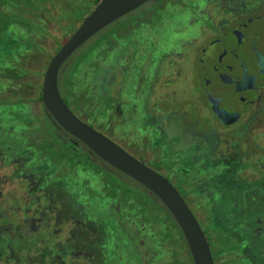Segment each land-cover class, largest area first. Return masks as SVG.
Wrapping results in <instances>:
<instances>
[{"label":"flooded vegetation","instance_id":"1","mask_svg":"<svg viewBox=\"0 0 264 264\" xmlns=\"http://www.w3.org/2000/svg\"><path fill=\"white\" fill-rule=\"evenodd\" d=\"M167 7L172 10L166 14L170 21L169 40L154 31L147 38L145 34L147 29L152 31V21L162 19L155 14ZM174 10L179 13L174 14ZM131 16L136 18L134 28L142 27L145 31L134 35L132 41L136 39L141 51L148 48L145 54L154 69L138 75L134 80L136 90H141L146 79L150 82L151 74L154 79L160 77L154 57H159V62L169 55L181 61L188 59L186 69L179 63H170L161 76L172 79L176 70L179 76H186V86L194 83L195 92L188 99L195 122L189 119V132L174 138L175 123L162 121L157 114V110L165 113L167 108L157 107L155 113L147 112L146 116L147 126L158 130L157 139L151 136L150 129L132 126L122 96L129 86L128 80L113 92L122 103L111 98V90H107L99 95L100 108L92 111L91 119L77 112L95 129L136 146L135 152L140 145L144 147L145 151L139 152L143 160H139L160 170L185 200H189V193L203 194L201 209L211 215L225 206L218 191L212 196L208 194V181L220 177V170L228 166L233 180L244 182L236 185L231 198L234 208L230 210L240 211L246 206L258 212L259 226L244 240L237 235L221 240L229 244L227 254L235 257L236 262L264 264V195L258 194L259 186L264 187V0H150L122 18ZM146 17H151L147 29ZM121 22L119 19L114 23ZM196 26L198 32L193 31ZM110 28L97 33L88 46L105 40ZM117 65L120 73L125 66L119 58ZM106 69L111 71L109 63L100 66V79L110 73ZM106 99L109 102L101 107ZM139 105L133 97L132 111ZM114 109L118 115L112 116ZM46 115L49 128H40L42 132L34 138L40 141L39 149L26 146L33 135L23 142L3 140V133H13L9 120L5 121L8 128L0 124V264H125L123 241L130 239L128 234L134 225L135 239L145 254L140 257L144 259L142 264H151L156 253L150 251L149 233L138 226L139 220L122 212L124 186H129L133 194L136 186L148 194L149 201L140 204L142 209H146V203L158 201L169 210L153 192L98 157L82 141L55 125L47 112ZM119 125L121 132L115 130ZM34 127L38 126L26 132ZM219 132L227 135L220 136ZM203 141L208 144L206 149ZM88 170L94 172L88 174ZM188 179L197 181L190 183ZM134 201L138 206L139 199ZM219 250L216 246V264Z\"/></svg>","mask_w":264,"mask_h":264},{"label":"rangeland","instance_id":"2","mask_svg":"<svg viewBox=\"0 0 264 264\" xmlns=\"http://www.w3.org/2000/svg\"><path fill=\"white\" fill-rule=\"evenodd\" d=\"M46 4L50 9H52L53 13H56L57 9L61 6L72 7V9L75 10L74 13L77 14L74 30L81 23L84 17L88 15L97 5L94 4V0H46ZM9 8V12H17L16 8L12 6H9ZM166 9L155 14L157 17L162 19H160V22L158 18H155V20L152 21V31L146 27L147 23H150L149 21L151 20V17L145 18L147 19L144 22L145 27L149 31L145 34L147 38H149V33H153L154 31L157 32L158 36L165 38L168 37L169 40V35H171L170 21L166 20V14L171 13L172 10H170L169 7ZM152 11L155 13L154 10ZM178 13L179 12L176 11L174 14ZM148 16H150V14ZM32 18L37 21L39 19L40 23L43 22L40 20V18L43 19L40 14L33 16ZM134 19L136 18L132 16L126 18V20H124V18H120L122 24L113 23L115 24L114 26H112V24L108 26V28H111L108 30L109 33H107V35L105 34V40L103 39L97 41L93 46H88V44L98 36V34H96L63 64L59 73V85L63 97L65 99H69L70 103L69 101L67 103L80 118L81 116L79 113L84 118L91 119L92 111L97 112L100 108L99 95H102V91L106 92L107 90H111L110 97L116 98L120 100V103H122L120 97L118 98L119 95L116 96L113 92L117 90L118 86L121 87L122 84L128 80L129 86L124 90V95L122 96L125 99L124 104L126 113L130 119L129 124L132 126L137 125L141 129H150L151 136H154L155 139H157V137H159L158 130L153 129L151 126H147L146 116L147 112L155 113V108L163 107L167 108V111L163 113L157 110V114L162 121L168 120L169 122L171 121L172 123H175L174 130H176V132L173 134V137L177 138V135H185L189 132L190 127H192V125L188 124L189 119L193 120V117H191L192 111L190 109V101L188 98L195 92V85L193 83L192 85L189 84L186 86L184 84L186 76H179L176 70L175 76L172 79L161 76V74L170 63L172 66L173 63H179V66L186 69L187 62L185 60L188 59L181 61L179 58H174L169 55V57L162 58L159 62V57H154V67L157 69L156 71L159 73L160 77L154 79L151 74L150 82L146 79V84L142 86L140 91H137L134 80L138 78V75L143 71H149V69H151L153 72L154 69H152L151 60L147 59L148 55L145 54L148 48L141 51L139 48L140 45L137 44L136 39L135 42L132 41L134 35L137 36L138 33L142 35L145 32L142 27L134 28ZM123 24H126V26H123ZM15 28L18 33V41L24 43V46L18 49V52L14 55H9L0 59V118H2V122H0V124L6 125L8 128L9 123L5 121L9 120L13 133V136L8 133L7 135H4L6 133H3L2 138L3 140L15 143L17 141L23 142L27 136L33 135L34 137L27 139L28 144H26V146L39 149L41 145L38 144V142L40 141L38 139H34L35 135H40L42 132L40 128H49L48 125L50 124L47 119L45 106L40 98L44 73L52 56L57 52L63 42L74 30L66 32L64 29L54 25H48L46 30L38 31H36V29L33 30L29 27H25L24 25H19ZM193 31L198 32V26H196ZM1 38L2 34L0 33V40ZM28 42L30 43V46H28V44L26 45ZM165 42L167 43V41ZM162 44L164 43L162 42ZM0 52H4L3 45H0ZM138 57L139 62L133 66L135 59ZM145 57V61L142 60ZM118 58L121 59L123 65L125 66L122 68L120 73L117 71ZM111 60L112 62L110 63ZM107 63H109L111 71L106 69L110 73L105 74L104 77H101L100 79V66H104V64ZM154 89L155 91H153ZM154 92H157V94ZM166 95L168 97H166ZM133 97L138 99L140 103V105L135 108V112L131 109L133 108ZM108 102V99L102 100L101 107ZM77 111H79V113ZM117 112L118 111L114 109L111 111L110 115H118L116 114ZM32 126L38 127L31 129L30 133L26 132V130ZM195 126H197L196 123ZM120 128H122V126H116L115 130L121 132ZM124 128L125 124H123V129ZM98 130L110 137L113 141L120 144L133 156L143 160V154L139 152L145 151L144 147L140 145L138 148L139 151L135 152V150H137L136 146L127 145V143L120 141L119 138L101 129ZM21 131L24 132L22 133V136L20 134ZM129 131L131 130H128L127 132ZM130 133L133 135V131ZM219 134L220 136L227 135L225 132H219ZM191 135L193 136V133H191ZM163 137L166 138L167 135L164 134ZM198 140L199 139H197V141ZM250 140L249 144L252 145L254 140L253 138ZM203 142L202 146L206 149L208 144L206 141ZM62 147L64 148V146H60L58 148ZM26 152L27 151H25V153ZM33 153L35 154V152ZM48 155L52 156L51 153ZM156 170L162 173L160 170ZM93 172L94 171L92 170L87 171L88 174ZM196 181L197 180L191 179L187 180V182L190 183ZM136 187L137 189H135V194H133L131 192L132 189L129 186H124L125 193L123 197L122 212L132 216L134 220H139V223H137L138 226L140 228L144 227L146 230L145 232L150 234H148V236L152 239L148 242L150 251L153 252V254L156 253L155 259L153 257L151 260V264H193L187 242L178 224L175 223L168 211H166L157 200L156 203H152V201H150L149 205L146 203V205H144L146 209H142V203H145V201L147 202V200L149 201V196L141 187ZM258 194L264 195L263 186H259ZM188 196L193 207L192 210L198 218L205 234L208 237L210 245L212 246L211 249L215 259V247L217 246L218 248L219 246L220 248V255L217 257V263L227 264V262L230 261L229 264H244L242 261L236 262L235 257L227 254L229 252V250L227 251L229 244L221 240V238H225L226 236L216 226L217 224L212 215L209 212H203L201 209L204 208L202 207L204 202L201 197L203 194L189 193ZM136 198L139 199L138 206L134 201ZM189 200L186 198L188 204L190 203ZM136 228L137 226L134 225L132 232L128 234L130 239H125L123 241L124 246L122 251V260L125 264H142L140 257L145 256L142 248L138 245L137 240L135 239L134 233ZM133 237L134 240L132 239ZM147 241L148 240H146V242Z\"/></svg>","mask_w":264,"mask_h":264},{"label":"water","instance_id":"3","mask_svg":"<svg viewBox=\"0 0 264 264\" xmlns=\"http://www.w3.org/2000/svg\"><path fill=\"white\" fill-rule=\"evenodd\" d=\"M150 0H100L52 56L44 73L41 99L48 117L82 141L98 157L153 192L169 210L187 242L193 264H216L198 218L178 189L162 174L83 121L69 107L59 87L63 64L89 39Z\"/></svg>","mask_w":264,"mask_h":264},{"label":"trees","instance_id":"4","mask_svg":"<svg viewBox=\"0 0 264 264\" xmlns=\"http://www.w3.org/2000/svg\"><path fill=\"white\" fill-rule=\"evenodd\" d=\"M99 1L94 0V4H97ZM9 6L16 8L17 12H9ZM74 11L70 6H61L57 9L56 13H53L52 9L46 4V0H0V33L2 34L0 45H3L4 51L3 53L0 52L2 54H0V59L14 55L18 52V49L24 46V43L18 41L16 26L24 25L25 27L38 31L46 30L48 25H54L64 29L66 32H71L74 30L76 24L77 14ZM38 14L43 17V19L40 18L43 21L42 23L39 22V19L37 21L32 18ZM27 44L30 46L29 42ZM231 172L228 166H225L219 172L220 177L208 181V194L210 193L212 196L218 191L222 204L225 206H221L218 210L213 211L212 216L226 237L237 235L241 240H244L251 236L252 230L254 232L257 226H259V222L257 221L259 214L258 212H252L246 206H243L240 211L230 210V208H234L231 198L234 195L236 185L244 183L234 181L230 176ZM217 185H219L218 188L215 187ZM168 213L175 223H177L172 214L170 212ZM125 234L126 232L124 236L127 237ZM245 251L246 249L243 250L244 253H246ZM141 260L144 261L143 258Z\"/></svg>","mask_w":264,"mask_h":264}]
</instances>
